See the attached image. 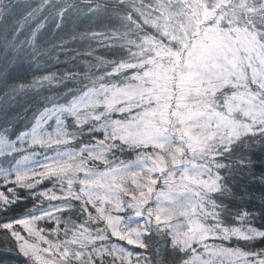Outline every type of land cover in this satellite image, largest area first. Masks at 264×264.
Segmentation results:
<instances>
[{
	"label": "snow or ice",
	"instance_id": "snow-or-ice-1",
	"mask_svg": "<svg viewBox=\"0 0 264 264\" xmlns=\"http://www.w3.org/2000/svg\"><path fill=\"white\" fill-rule=\"evenodd\" d=\"M0 256L264 264V0H0Z\"/></svg>",
	"mask_w": 264,
	"mask_h": 264
},
{
	"label": "trees",
	"instance_id": "trees-1",
	"mask_svg": "<svg viewBox=\"0 0 264 264\" xmlns=\"http://www.w3.org/2000/svg\"><path fill=\"white\" fill-rule=\"evenodd\" d=\"M0 260H3L4 264H14L13 260L7 256H0Z\"/></svg>",
	"mask_w": 264,
	"mask_h": 264
}]
</instances>
